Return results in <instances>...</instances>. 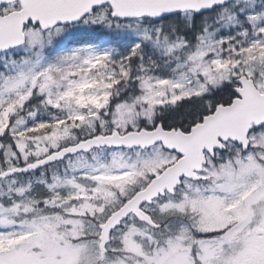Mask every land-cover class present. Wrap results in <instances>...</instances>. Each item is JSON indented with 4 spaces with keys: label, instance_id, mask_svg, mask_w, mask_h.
<instances>
[{
    "label": "snow or ice",
    "instance_id": "6c2138e0",
    "mask_svg": "<svg viewBox=\"0 0 264 264\" xmlns=\"http://www.w3.org/2000/svg\"><path fill=\"white\" fill-rule=\"evenodd\" d=\"M0 264H264V0H0Z\"/></svg>",
    "mask_w": 264,
    "mask_h": 264
}]
</instances>
